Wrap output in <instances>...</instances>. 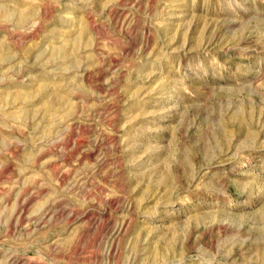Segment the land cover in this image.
Returning a JSON list of instances; mask_svg holds the SVG:
<instances>
[{"label":"rangeland","instance_id":"obj_1","mask_svg":"<svg viewBox=\"0 0 264 264\" xmlns=\"http://www.w3.org/2000/svg\"><path fill=\"white\" fill-rule=\"evenodd\" d=\"M0 264H264V0H0Z\"/></svg>","mask_w":264,"mask_h":264},{"label":"bare ground","instance_id":"obj_2","mask_svg":"<svg viewBox=\"0 0 264 264\" xmlns=\"http://www.w3.org/2000/svg\"><path fill=\"white\" fill-rule=\"evenodd\" d=\"M4 12V11H3ZM3 14V13H2Z\"/></svg>","mask_w":264,"mask_h":264}]
</instances>
